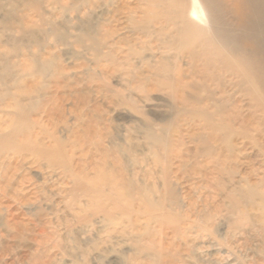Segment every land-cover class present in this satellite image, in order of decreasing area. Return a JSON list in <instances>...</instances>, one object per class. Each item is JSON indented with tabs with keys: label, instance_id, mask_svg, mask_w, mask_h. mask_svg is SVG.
I'll return each instance as SVG.
<instances>
[{
	"label": "rangeland",
	"instance_id": "374dc122",
	"mask_svg": "<svg viewBox=\"0 0 264 264\" xmlns=\"http://www.w3.org/2000/svg\"><path fill=\"white\" fill-rule=\"evenodd\" d=\"M135 1L0 0V92L21 77L37 81V106L27 108H37L33 117L41 142L37 148L45 152H37V165L29 164L31 155L22 163L15 150L2 152L1 156L18 158L19 163L12 188L4 186L7 176L0 167V264H264L258 248L264 243V219L259 227L258 213L252 211L248 223L231 230L230 223L239 214L225 201L227 194L240 188L243 173L264 165V156L249 146V141L258 140L264 147L259 106L251 102L237 75L228 77L213 70L204 74L201 61L193 68L186 55L174 56L177 52L167 49L164 36L171 27L153 24L143 15L141 19L134 10ZM156 1L155 10L164 12L162 21L172 16ZM216 1L213 24L226 29L244 48L232 58L238 61L239 55L246 54L239 71L249 74L254 68L264 76V0ZM190 9L186 0L180 13L184 20L190 21ZM194 23L209 36V21ZM216 101L224 103L223 111L251 115L263 132L260 136L249 130L248 142L233 138L232 143L244 150L238 155L240 160L233 155L235 160L226 171L205 166L203 155L197 157L204 149L197 139L205 133L197 126L195 108L209 105L212 113ZM4 109L8 110L0 104V111ZM151 136L161 139L166 150L155 149ZM14 138L19 144V136ZM151 151L171 157L166 166L172 175L169 184L160 181L162 165L153 163ZM68 169L90 174L100 170L106 176L123 172L154 189L148 197L162 202L171 217L176 214L182 219L186 213L188 225L205 213L215 217L206 224L210 234L184 222L179 224L181 233L173 231L177 224L167 222L162 210L135 221L118 220L114 213L115 224H110L91 214L99 204L111 208L108 201L80 202L67 194L72 186L64 178ZM145 173L152 177L142 182ZM19 181L17 187L14 183ZM22 192L31 197L29 203L20 202ZM226 218L232 221L229 225Z\"/></svg>",
	"mask_w": 264,
	"mask_h": 264
},
{
	"label": "bare ground",
	"instance_id": "6f19581e",
	"mask_svg": "<svg viewBox=\"0 0 264 264\" xmlns=\"http://www.w3.org/2000/svg\"><path fill=\"white\" fill-rule=\"evenodd\" d=\"M154 1H156V0H137L134 2V10L138 14H140L141 19H142V15H143L144 17L151 20L153 24L154 23H162V24L164 23L165 28H166V25L171 27V28H169L168 32L164 31V36L166 37L167 43H168L167 49L176 50L177 54L174 55L176 57H178V55L180 53L182 54V56L186 55V57H188L192 60L193 68L196 67L197 62L201 61L202 62V64H201L202 65V72L204 74H206L210 70H213L216 73H220L221 75H228V77H229V75L230 76L237 75V77L239 78V85L246 87L245 91L248 95L251 96V98H250L251 102L254 103L256 106H259V109L261 111L260 113L262 114V117L264 119V95H262V90L264 92V76L255 72V70H253L254 68L250 69L251 71L248 72L249 74H246L244 72L241 73L239 71L240 66H242L240 61H241V59L242 60L244 59V56L246 54L239 55V60L234 61V59L232 57L236 53L244 50V48L241 47V45L236 40H234L231 35H229V33L227 32L226 29H224V28L220 29V28H218V26H215V24H213V21H216L215 17H216V12L218 11V9H217L218 7L216 6L217 1L216 0H190L191 9H190L189 14L187 15L190 17V21L184 20V17H182L180 14L182 9L184 8V6L186 4V0H158L161 3V6L163 7L162 11H165V12L169 11L170 14L172 13V16L164 18L163 21H162V19L164 17L163 16L164 12L160 13L159 10H155L156 4L154 3ZM151 11L152 12L154 11L153 15H151L152 14ZM149 13H151V14L149 15ZM161 15L163 16L162 18L160 17ZM194 21L200 22V23H206L209 21L211 24L210 25L211 30H210L209 36L202 34L199 31V29L196 27ZM233 68L235 71H239V74H238V72H236V73L233 72ZM11 73H13V72H11ZM10 76H12V75L10 74ZM30 78H32V77H30ZM198 78H199V76H198ZM234 79H236V77ZM1 80H3V79H1ZM7 80H8V78H7ZM9 80H13V79L11 78ZM207 81H208V78H207ZM35 82H37V81L36 80L27 81L21 77L20 80H17V81L13 80L12 83L10 82L11 84L9 85V87L4 86V88L1 89V92H0V93H2L0 104L2 107L4 106V107L8 108V110L4 109L5 111L4 110L0 111V160H1L0 161V167H2V169L4 171V173H3L4 177L7 176L6 182L4 184L6 189L12 188V186H13V184L11 185L10 183H11L14 172L18 168L17 167L18 158L20 159V161L22 163H24L29 159V157L31 155L32 157L36 158V160L34 158H32V160L30 159L29 164L37 165V152H39L40 154L45 153L42 151V149L39 150L41 142L37 141V119L33 118V117L37 116V108L31 109V110L29 108H27V107H31L33 105L37 106V87L35 86V84H36ZM179 82H180V80H179ZM206 85H207V83H206ZM218 103H219V101H216V103L212 104V107H213L212 113H210L208 111L209 105L204 106L205 104L204 105L201 104L200 106H198V105L196 106L198 108H195V117L197 118L196 120L198 121L197 126H199L198 128L202 130L203 134L205 133L204 136L199 135V137L197 139L199 142L198 144L201 145L200 147L204 148L203 151H199L197 153V157H199L198 154L203 155L201 158H202V162H204L205 166L210 167V165H211L212 168L216 167L215 169L220 168V170L224 169V171H226L225 168L234 159L233 155L236 154L237 156L236 155L235 156H236V158H238V155L240 156L242 154V151L244 150V148L242 146L236 147V145L232 143L233 138H235V137H237L239 139L244 138V140L247 138L250 140V137L248 134V133H250V132H248L249 130H251V132H253V133H256L255 135L259 134L260 136L263 132H261V130L258 126H255L254 121H253L254 118L251 117V115L242 116L239 113V111H236V110H235V113L223 111L222 107H223L224 103H222V102L219 104ZM252 116H254V115H252ZM14 117H16V121H13ZM21 119L26 120L27 122H21ZM80 127H82V126H80ZM17 135L19 136V141H20L19 144H17L14 140L15 139L14 137ZM196 138L194 140H196ZM151 141H152L151 145H153L155 149L158 150V149L162 148L163 150H166L165 147H161V146H164V143L162 142L161 139H156V138H153L151 136ZM37 142H38V146H39L38 148H37ZM246 142H248V141H246ZM249 144H251V145H249L250 147L252 146L251 148H254V149L257 148L256 151H258V154H261L264 156V147L263 146L261 147V144L258 140H256V141L254 140L251 142L249 141ZM197 149H198V145H197ZM11 150H15L16 152H18L21 155L20 156L18 155L17 159H12L11 157H9L7 155L1 156L2 152H10ZM198 150H200V149H198ZM155 151L154 152L151 151V153H153V160L152 161L154 164H161L162 165L161 172H160L161 173V175H160L161 180L160 181L164 185H167V183L169 184L168 178L171 174L169 175V172L167 171L166 166H168V164H170L169 160L171 159V157L168 154L165 155L164 153H163L162 157H159ZM238 160H240V159L238 158ZM200 163H201V161H200ZM192 164L195 165V163H192ZM195 166L197 167V165H195ZM178 167H180V166H178ZM185 170L187 171V169H185ZM206 170L210 171L209 169H206ZM212 170L213 169H211V171ZM212 172H214V171H212ZM113 173L114 174H109L106 176V175H103V173L100 170H97L95 174L94 173L90 174L89 172H85V171H79V172L75 171L74 172V171L69 170V169L65 170L64 171V174H65L64 178H66V180H69V182L72 183V186L68 190L67 194L70 195L76 201H80V202L83 201V199H89V201L96 200L98 202H100L102 200L108 201L111 204V208H106L105 206L99 204L98 207L96 206V208L92 210L93 212L91 214L93 216L100 215L102 219H104L106 222H109L110 224H115L113 222L114 213L119 215L118 220L119 219L121 220L125 217V218H131L132 221H135L134 219H138V217H141V215H151L152 212H156L157 210H159V212H160V210H162L163 213L161 215L165 220H167V222L170 221L174 225L177 224L178 227H176L175 229L173 228V231L174 230L176 232L180 231L179 224H181V222L182 223L184 222V224L186 226L187 223L185 222V220L187 221V218L188 217L190 218V216H187V214L185 213V215L181 216L182 219L180 217H177L178 218L177 219L176 216H178V215H176V214L175 215L173 214V216L171 217L170 213H167L163 210V207H162L163 203L162 202L160 203V202L155 201L153 199H150L148 197L149 193H151V191H153L154 189L152 190V188L151 187L149 188V186L148 187L143 186V185H145L144 183L143 184L141 183L142 185H140L137 182L130 180L129 178H127L126 175L124 176L123 172H116L115 171ZM145 174L143 176H145ZM219 174H221V173H219ZM227 174L228 173L226 172V175ZM229 174H231V173H229ZM214 175H215V172H214ZM232 175H233V173H232ZM176 176L177 175H175L174 177L176 178ZM234 176H235V174L233 175V177ZM145 177H146L145 179H142V180H144L142 182L148 181L152 176L149 173V174H146ZM213 178H215V177H213ZM24 180H25V178H22L21 182ZM158 181H159V179H158ZM21 182L19 181L18 183L16 182L14 184H16V185L18 184L17 187H19ZM218 182H219V180H218ZM231 185H233V184H231ZM238 185L237 186L240 187L239 189L235 188L236 189L235 191H233L231 189L232 192L227 194V196H225V201L227 198L230 202V208L229 209H231V211L234 212V214H237V215L239 214V219L233 223H230L229 228L231 230L237 229L241 226V224H243V222L248 223V219H249L248 214H249V212H252V211H256L258 213L257 220L260 223L259 227L262 226L261 224H263V222L261 223V219H264V165L260 166L259 168H250L249 172L243 173V176L240 178ZM163 187L165 189V186H163ZM166 188H167V186H166ZM6 189L4 188V191H6ZM26 189H27V187H26ZM35 189H37V188H35ZM164 189H163V192L165 191ZM166 191H168V190H166ZM170 191H172V190H170ZM7 193H9V192H7ZM222 195H223V193H222ZM222 195H219V196H222ZM30 198L31 197L29 195H27L25 192H22L21 197H20V202L24 203V204H26L27 202L29 203ZM169 199H170L169 201L173 200V198H172V200H171V198H169ZM168 204H171V203H168ZM168 206L169 205H167V207ZM171 206H172V204H171ZM171 206H169L168 208L172 209V208H170ZM189 209L191 210V208H189ZM211 212H212V209H211ZM166 215L168 218L165 217ZM196 215H198V214H196ZM229 215H230V213H229ZM209 216H206V213H205V216H203L200 220L192 221V223H191L192 225H190V223H189V225L193 226V224H194L195 226H193V227H196L199 230L205 231L206 224L210 220L213 222V219L215 218L214 217L213 219H211V215H209ZM225 217L228 218V214H226ZM227 218H226V220H227ZM252 218L250 217V219H252ZM227 222H228V220L226 221V223ZM229 222H232V221H229ZM229 222L227 223L228 225H229ZM132 223H134V222H132ZM252 223L253 222H251V224ZM257 224L258 223H256V225ZM210 225H211V223H210ZM210 227L211 226H209V229H210ZM226 227H227V225H226ZM263 227L264 226H262V228ZM211 228H213V227H211ZM247 229L250 230L249 225L247 226ZM207 230L208 229H206V231ZM249 230H247V231H249ZM247 231H245V233ZM194 232H196V229ZM208 232H209V230L207 231V233ZM238 232H239V230H238ZM180 233H181V231H180ZM247 233H249V232H247ZM209 234H210V232H209ZM249 234H252L251 230H250ZM261 235H263V234H261ZM257 236H256V240H258ZM197 237H199V236H197ZM187 241H188V239H187ZM252 241L254 242L255 240L252 239ZM258 241H261V240H258ZM258 248H260L261 255L262 254L264 255V243L262 244L261 247H258ZM258 258H259V256L257 255V259ZM261 259H263V258H261ZM256 263H253V264H256ZM259 263H261V262H258V264Z\"/></svg>",
	"mask_w": 264,
	"mask_h": 264
}]
</instances>
